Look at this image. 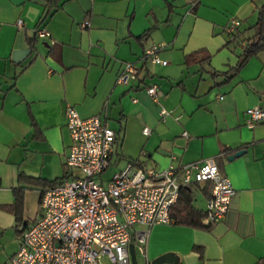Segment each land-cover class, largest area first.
Returning <instances> with one entry per match:
<instances>
[{"label":"crops","instance_id":"crops-1","mask_svg":"<svg viewBox=\"0 0 264 264\" xmlns=\"http://www.w3.org/2000/svg\"><path fill=\"white\" fill-rule=\"evenodd\" d=\"M263 3L57 0L43 18L44 0H0V264L18 247V224L36 217L43 184L66 174L65 105L80 117L98 114L114 131L103 183L128 161L159 170L208 158L230 181L227 210L208 228L133 225L132 233L146 231L143 253L130 242L137 264L161 255L160 264H264V118L248 127L244 113L254 106L264 111V50L228 72L253 36ZM230 18L238 25L227 32ZM153 43L162 44L165 65L140 59ZM24 49L14 62L12 54ZM125 61L138 67L137 79L117 84ZM148 84L156 85V99L144 91ZM20 173L40 183H20ZM190 185L202 199L195 206L204 210L210 183ZM18 186L15 217L2 206Z\"/></svg>","mask_w":264,"mask_h":264},{"label":"built area","instance_id":"built-area-1","mask_svg":"<svg viewBox=\"0 0 264 264\" xmlns=\"http://www.w3.org/2000/svg\"><path fill=\"white\" fill-rule=\"evenodd\" d=\"M236 25L238 20L230 18L227 32ZM37 35L45 36L46 31L39 28ZM161 47V43L148 45L140 59L165 65L158 55ZM137 76L138 67L125 61L115 82L128 85ZM143 89L152 99L159 95L154 84ZM244 113L248 127L264 118V111L256 106ZM63 117L70 139L64 159L66 174L40 192L36 217L18 224V247L8 264H103V257L109 264H131L128 244L134 241L143 253L146 237L145 230L132 233V226L172 222L169 209L179 188L194 182L210 183L204 223L211 224L226 212L233 189L211 158L159 170L128 161L103 183L99 177L109 163L114 131L98 114L80 117L71 105H65ZM142 132L147 134L148 129Z\"/></svg>","mask_w":264,"mask_h":264},{"label":"trees","instance_id":"trees-1","mask_svg":"<svg viewBox=\"0 0 264 264\" xmlns=\"http://www.w3.org/2000/svg\"><path fill=\"white\" fill-rule=\"evenodd\" d=\"M57 0H44V13L43 18L48 15V13L55 6ZM263 15H264V3L258 8L257 20L255 23L256 29L253 33V36L250 39H247L242 46V51L240 53V58L236 65L229 69L228 72H236L246 61V59L256 52L260 50H264V23H263ZM32 45V43H31ZM191 56L196 57L197 54L192 53ZM209 55L207 54L204 59H207ZM132 162V161H130ZM134 163V162H133ZM18 182L26 183L31 185H38L40 183L39 179L27 176L22 173L18 175ZM58 179L46 182L43 186H50ZM23 187L14 188V200L10 204H5L2 207L10 212H12L15 217L18 214L20 208V192ZM193 195L191 191V185L181 186L178 190L177 200L170 206L169 215L173 219L175 223H184L191 226L204 227L208 228L210 224L204 223L202 218L204 216V210L195 206L193 203Z\"/></svg>","mask_w":264,"mask_h":264},{"label":"water","instance_id":"water-1","mask_svg":"<svg viewBox=\"0 0 264 264\" xmlns=\"http://www.w3.org/2000/svg\"><path fill=\"white\" fill-rule=\"evenodd\" d=\"M28 52H29V49L19 50V51L15 52L14 54H12V60L14 62H18V60L21 58L20 56H22V55H24V54H26ZM242 152H243V150L239 149V150L235 151L233 154L229 155L227 157V159H232L234 156H238ZM128 251H129L130 263L131 264H137L136 263V258H135V253H134V250H133V247H132V243L128 244ZM164 261H165V255H161V256H158L156 258H153L150 261V264H160V263H162Z\"/></svg>","mask_w":264,"mask_h":264},{"label":"rangeland","instance_id":"rangeland-1","mask_svg":"<svg viewBox=\"0 0 264 264\" xmlns=\"http://www.w3.org/2000/svg\"><path fill=\"white\" fill-rule=\"evenodd\" d=\"M72 172L73 173H76V171L75 170H73L72 169ZM202 199H201V197L199 196V194L198 193H196V192H194V200H193V203H194V205H198L200 202L199 201H201ZM103 259V258H102ZM136 260L139 262V261H141V259H140V255L138 254V253H136ZM102 263L103 264H109L105 259H103L102 260Z\"/></svg>","mask_w":264,"mask_h":264}]
</instances>
